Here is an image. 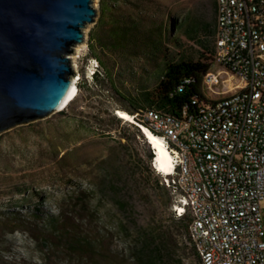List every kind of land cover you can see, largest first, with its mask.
I'll return each mask as SVG.
<instances>
[{"label": "rangeland", "instance_id": "374dc122", "mask_svg": "<svg viewBox=\"0 0 264 264\" xmlns=\"http://www.w3.org/2000/svg\"><path fill=\"white\" fill-rule=\"evenodd\" d=\"M99 1L94 0L98 16ZM212 2L107 0L111 15L106 27L119 23L134 28L133 47L96 51L112 70L121 96L151 88L165 60L180 54L195 60L203 52L200 28L212 22ZM97 21L89 25L74 69L92 85V94L79 93L76 110L63 117L56 112L0 134V264H133L140 238L149 230L162 235L171 264H199L187 231L172 217L170 192L152 171L148 156L152 162L154 155L147 141L137 139L123 147L114 131L102 134L86 125L96 107L114 114L129 107L105 83L91 82L95 65L89 61L94 58L88 42ZM203 40L211 49L212 42ZM201 94L210 98L204 90ZM70 198L79 201L71 206ZM35 206L40 216L73 210L77 220L69 217V225L77 226L93 247L80 254L44 250L38 226L30 220Z\"/></svg>", "mask_w": 264, "mask_h": 264}, {"label": "built area", "instance_id": "2783aa9c", "mask_svg": "<svg viewBox=\"0 0 264 264\" xmlns=\"http://www.w3.org/2000/svg\"><path fill=\"white\" fill-rule=\"evenodd\" d=\"M214 40L202 81L210 98H194L195 111L180 117L144 110L123 121L149 144L199 264H264V0H216ZM89 61L92 79L98 64ZM146 132L162 140L169 172L156 166Z\"/></svg>", "mask_w": 264, "mask_h": 264}, {"label": "trees", "instance_id": "16d2710c", "mask_svg": "<svg viewBox=\"0 0 264 264\" xmlns=\"http://www.w3.org/2000/svg\"><path fill=\"white\" fill-rule=\"evenodd\" d=\"M109 6L110 4L107 3V0L99 1V17L96 24L98 27L89 36V56L94 58L98 64V69L91 79L93 85L97 83L108 85L110 91H113L118 97L126 101L129 107L123 109V111L128 114L131 112L139 113L144 110H156L180 117L183 110H187L188 112L195 111L192 100L194 98L202 99L203 76L211 66L214 53L216 0H213L211 6L212 22L202 24L200 28V32L204 34V37L198 43H200V49L203 52L199 53L195 60L187 54H180L172 61L165 60L160 75L151 88H144L135 96L127 97L119 94L112 76V70L102 60L99 53L96 52L97 50L100 52L108 51L110 53L126 51L127 47L131 45L132 37H134V28L132 26L116 23L106 27L111 15ZM102 28H105L104 33L101 31ZM192 33L196 35L197 30H192ZM189 37L192 38L191 35ZM203 39H209L212 42L211 49L206 40ZM131 46L133 47L134 45ZM82 91L92 94V85H88L84 75L77 84L75 99L63 110L57 112L56 115L63 117L68 112H74L78 102V94ZM95 109L96 111L86 118L87 127L102 134L114 131L116 141L123 147H126L133 140L143 139L146 141L143 133L133 123L123 121L116 113L114 114L110 111L102 112L97 107ZM80 115H82L81 112ZM122 141L124 142L122 143ZM148 159L149 163H151V154L148 156ZM17 195L19 196L20 193H17ZM69 200L71 206L75 205L76 201H79L78 198H70ZM22 203L20 200V207L23 206ZM72 211L71 209H63L57 217H53L52 215L40 216L38 214L40 210L37 209V206L33 207L32 212H30V220L38 226L37 233L39 238L37 239L44 245V250L56 249L57 251L63 250L65 253L80 254V252H86L93 247L89 239L84 236L77 226L69 225V217L70 220H77L72 216L74 214ZM177 221L182 225L183 231L186 232L188 227L187 219L183 218ZM165 247V241L159 232L146 231L140 238L139 245L133 254V264H171L170 258L165 254ZM194 256L196 257L195 253ZM196 259L198 261L197 257Z\"/></svg>", "mask_w": 264, "mask_h": 264}, {"label": "water", "instance_id": "95a60500", "mask_svg": "<svg viewBox=\"0 0 264 264\" xmlns=\"http://www.w3.org/2000/svg\"><path fill=\"white\" fill-rule=\"evenodd\" d=\"M98 17L94 0H0V134L61 111Z\"/></svg>", "mask_w": 264, "mask_h": 264}, {"label": "bare ground", "instance_id": "6f19581e", "mask_svg": "<svg viewBox=\"0 0 264 264\" xmlns=\"http://www.w3.org/2000/svg\"><path fill=\"white\" fill-rule=\"evenodd\" d=\"M89 26H87V28L84 31V34H86L87 30H88ZM85 40V38H84ZM84 47L83 44L81 45H77L74 49V56H70V59L72 61L73 64V68H76V59H77V55L80 54L81 49ZM76 84L73 81V85H72V90H71V94H70V99L68 100V102L66 103V105L61 108V110H63L71 101H73L75 99V92H76ZM118 114L128 120L130 119V115L128 113H126L125 111L122 110H117ZM147 138L148 140H150V144H152L153 148L155 149V164L158 167L159 170H162L163 172H169L170 168H171V156L169 155L168 151L165 149L164 144L162 142V140H160L159 138L151 135L150 133L146 132Z\"/></svg>", "mask_w": 264, "mask_h": 264}]
</instances>
